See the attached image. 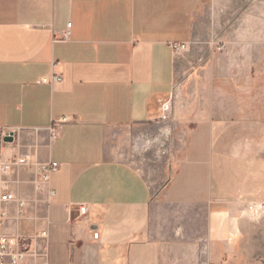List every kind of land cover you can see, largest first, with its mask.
I'll return each mask as SVG.
<instances>
[{"label": "crops", "instance_id": "crops-1", "mask_svg": "<svg viewBox=\"0 0 264 264\" xmlns=\"http://www.w3.org/2000/svg\"><path fill=\"white\" fill-rule=\"evenodd\" d=\"M201 3L0 0V158L34 163L5 174L25 200L8 230H47V264L176 263L150 224L158 203L211 208L202 264H264V215L247 208L264 202V121L221 85L236 55L198 35Z\"/></svg>", "mask_w": 264, "mask_h": 264}, {"label": "rangeland", "instance_id": "rangeland-1", "mask_svg": "<svg viewBox=\"0 0 264 264\" xmlns=\"http://www.w3.org/2000/svg\"><path fill=\"white\" fill-rule=\"evenodd\" d=\"M197 22L198 35L219 39L213 47L215 53L236 55L235 81L221 85L235 86L239 99L237 107L252 106L254 117L262 116L264 121V0H202ZM234 41L236 46L228 45ZM171 133L174 141L164 156L170 158L172 153L176 158L183 146L179 138L180 127L173 125ZM253 144L264 150V142L254 141ZM149 168L151 171L146 167L148 176L152 181L157 180L159 187L167 174L161 172L159 165ZM260 203L264 202L253 204ZM210 210L207 205L166 203H158L152 208L150 224L160 240L172 247L171 258L178 259L173 264H202L203 239ZM256 212L258 217L255 219H259L264 215V207ZM263 234L264 228L260 226L256 238L261 239Z\"/></svg>", "mask_w": 264, "mask_h": 264}, {"label": "built area", "instance_id": "built-area-1", "mask_svg": "<svg viewBox=\"0 0 264 264\" xmlns=\"http://www.w3.org/2000/svg\"><path fill=\"white\" fill-rule=\"evenodd\" d=\"M185 46H175L183 49ZM44 81H46L44 79ZM66 117H61L59 121H66ZM13 132V131H12ZM12 132H6L5 136ZM34 163L28 156H16L11 162L6 163L0 158V264H26L30 259L33 264H47L48 257V232L40 230L31 235L10 232L8 223L11 219L9 206L15 205V215L18 217L23 214L25 200L19 199L9 188V181L5 178L13 167L21 165H33ZM58 164L52 162L49 165H39L41 181L48 179L50 171L56 170ZM264 207V203H250L247 208L257 211ZM84 208H80V214L84 213Z\"/></svg>", "mask_w": 264, "mask_h": 264}, {"label": "water", "instance_id": "water-1", "mask_svg": "<svg viewBox=\"0 0 264 264\" xmlns=\"http://www.w3.org/2000/svg\"><path fill=\"white\" fill-rule=\"evenodd\" d=\"M3 140L4 141H12V137H11V135H7V136L4 137Z\"/></svg>", "mask_w": 264, "mask_h": 264}]
</instances>
